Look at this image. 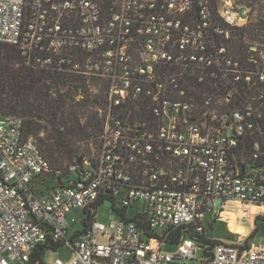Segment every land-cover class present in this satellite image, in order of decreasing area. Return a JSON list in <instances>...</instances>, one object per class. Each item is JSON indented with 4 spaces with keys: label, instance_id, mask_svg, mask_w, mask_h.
I'll use <instances>...</instances> for the list:
<instances>
[{
    "label": "built area",
    "instance_id": "built-area-1",
    "mask_svg": "<svg viewBox=\"0 0 264 264\" xmlns=\"http://www.w3.org/2000/svg\"><path fill=\"white\" fill-rule=\"evenodd\" d=\"M252 10L264 0H0V44L104 90L96 152L57 170L23 117L0 114V264L50 244L71 250L52 264H264V243L201 239L232 211L264 216V44L246 30L262 24L264 38V18ZM105 202L119 216L108 224Z\"/></svg>",
    "mask_w": 264,
    "mask_h": 264
},
{
    "label": "trees",
    "instance_id": "trees-1",
    "mask_svg": "<svg viewBox=\"0 0 264 264\" xmlns=\"http://www.w3.org/2000/svg\"><path fill=\"white\" fill-rule=\"evenodd\" d=\"M261 26L262 24H257L246 29H250L247 31L249 40L264 44V38L259 39L254 33ZM244 32L245 29L237 31L234 49L242 50L241 36ZM86 87V80L81 77L29 68L14 47L0 44V114L24 118L25 136L35 140L53 170L61 169L64 164L82 155L79 154L81 142L94 138L98 147L97 138L101 132L102 118L87 116L86 121L81 123L80 116L88 112V105L75 101L79 92H86ZM97 99L99 98L95 97L92 103H96ZM101 100L104 104V96L99 99ZM41 132L45 133L44 137L40 136ZM257 231L256 227L251 237ZM207 233L201 237L204 243L212 241ZM59 246H37L30 264H42L44 250Z\"/></svg>",
    "mask_w": 264,
    "mask_h": 264
},
{
    "label": "rangeland",
    "instance_id": "rangeland-1",
    "mask_svg": "<svg viewBox=\"0 0 264 264\" xmlns=\"http://www.w3.org/2000/svg\"><path fill=\"white\" fill-rule=\"evenodd\" d=\"M258 16L264 18V12L261 10H257L255 12H251L250 20H255ZM252 25L254 22H251ZM86 92L82 93L79 92L78 95L75 97V101H82L88 105V112L83 116H80L81 123H84L87 119V116H92L97 118L100 117V110L104 109L103 101H99V99H103L104 90L101 86V81L98 79H93L89 83H86ZM98 97L96 103H92V100ZM91 112V113H90ZM21 115V114H19ZM23 116V115H22ZM41 137L45 136V133H40ZM80 151L79 154H87L91 155L92 153L96 152L97 145L96 140L94 138L90 139L88 142L83 141L80 143ZM242 209H238L228 216L231 217L232 221L229 223V230L227 226L223 222L215 223L212 229L208 230L207 236L211 239L215 240H222L225 242H245V245L252 246L254 244H260L264 242V216L263 217H256L253 219L252 214L256 212V209H251L250 214L242 213ZM237 212V213H236ZM72 215L68 216L70 219ZM119 216L112 210L111 205L109 202H105L103 204H99L97 207V217L96 220L98 222L108 224L110 221L118 219ZM75 227H81V224H76ZM258 228V231L253 234L251 237L252 232L255 228ZM97 242L101 244L108 243V238L104 235H100L97 237ZM176 248L175 244L167 245L165 247L166 251H173ZM201 252H198V255ZM71 256V250L68 246L60 245L56 249H45L42 254V261L43 264H52L56 259H60L62 261H67ZM191 263V262H189Z\"/></svg>",
    "mask_w": 264,
    "mask_h": 264
},
{
    "label": "water",
    "instance_id": "water-1",
    "mask_svg": "<svg viewBox=\"0 0 264 264\" xmlns=\"http://www.w3.org/2000/svg\"><path fill=\"white\" fill-rule=\"evenodd\" d=\"M218 207H219V200L215 201V211H218Z\"/></svg>",
    "mask_w": 264,
    "mask_h": 264
},
{
    "label": "crops",
    "instance_id": "crops-1",
    "mask_svg": "<svg viewBox=\"0 0 264 264\" xmlns=\"http://www.w3.org/2000/svg\"><path fill=\"white\" fill-rule=\"evenodd\" d=\"M216 223H218V222H216ZM261 243H264V242H261ZM254 245H257V244H254ZM247 246V245H246Z\"/></svg>",
    "mask_w": 264,
    "mask_h": 264
}]
</instances>
